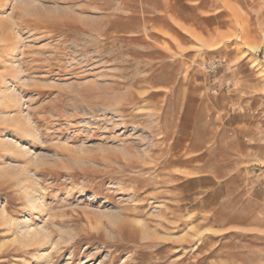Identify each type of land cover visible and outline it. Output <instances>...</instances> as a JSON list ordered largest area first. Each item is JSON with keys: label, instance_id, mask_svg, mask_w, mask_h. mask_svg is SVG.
Instances as JSON below:
<instances>
[{"label": "rangeland", "instance_id": "374dc122", "mask_svg": "<svg viewBox=\"0 0 264 264\" xmlns=\"http://www.w3.org/2000/svg\"><path fill=\"white\" fill-rule=\"evenodd\" d=\"M45 263L264 264V0H0V264Z\"/></svg>", "mask_w": 264, "mask_h": 264}, {"label": "built area", "instance_id": "2783aa9c", "mask_svg": "<svg viewBox=\"0 0 264 264\" xmlns=\"http://www.w3.org/2000/svg\"><path fill=\"white\" fill-rule=\"evenodd\" d=\"M225 64L226 58L222 55H218L206 60L203 63V70L208 76L217 75L222 70Z\"/></svg>", "mask_w": 264, "mask_h": 264}, {"label": "crops", "instance_id": "0c3cea01", "mask_svg": "<svg viewBox=\"0 0 264 264\" xmlns=\"http://www.w3.org/2000/svg\"><path fill=\"white\" fill-rule=\"evenodd\" d=\"M225 58H226V57H225ZM226 68H227V59H226V64L224 65V67L222 68V70H221L217 75L223 73V72L226 70ZM217 75L209 76V78H211V79H209V80H210V81H209V83H210V87H211V90H212L214 93L217 92V86H218L219 83H221V81L218 82V80H216V78H213V77H215V76H217ZM205 80H206V78H205ZM227 80H228V79H224V81L222 82V84H223V85H231L230 82H228ZM211 97H212V96H211ZM221 99H222V100L229 101L227 105H230V106L233 105L232 102H231V98L229 97V94H225V96H222ZM236 102H237V101H236Z\"/></svg>", "mask_w": 264, "mask_h": 264}, {"label": "bare ground", "instance_id": "6f19581e", "mask_svg": "<svg viewBox=\"0 0 264 264\" xmlns=\"http://www.w3.org/2000/svg\"><path fill=\"white\" fill-rule=\"evenodd\" d=\"M44 12V11H43ZM59 13V12H58ZM98 51V50H97ZM119 88V87H118ZM116 89V88H115ZM115 97V96H114ZM115 101V100H114ZM116 103V102H115ZM114 104V103H113ZM112 104V105H113ZM109 105V104H108ZM111 105V104H110ZM114 106V105H113ZM118 106V105H117ZM112 109V108H111ZM113 110V109H112ZM110 111V110H109ZM121 119V118H120ZM124 125V124H123ZM136 131V130H135ZM144 163V162H143ZM145 165V164H144ZM33 202V201H32ZM25 214H27V212H25L24 213V215ZM116 220V219H115ZM119 221V220H118ZM117 221V222H118ZM125 221H126V219H125ZM116 222V221H115ZM127 222V221H126ZM127 223H129V221L127 222ZM134 223V222H133ZM121 225V224H120ZM119 224H115V226L117 227V230H118V232H122V229H123V227H124V225L123 226H120ZM126 225V224H125ZM112 228V227H111ZM115 227H113V229H114ZM27 229V228H26ZM112 231V230H111ZM41 232V231H40ZM116 233H117V231H115ZM121 232H120V234H121ZM110 233H113V232H110ZM32 234H33V232H32ZM118 234V233H117ZM29 235V234H28ZM36 235H38V234H36ZM111 235V234H110ZM119 235V234H118ZM27 237V236H26ZM113 237H115V236H113ZM99 249V248H98ZM53 250V249H52ZM96 250V249H95ZM45 257V256H44ZM104 259V258H103ZM85 262V261H84ZM46 264V263H45Z\"/></svg>", "mask_w": 264, "mask_h": 264}]
</instances>
